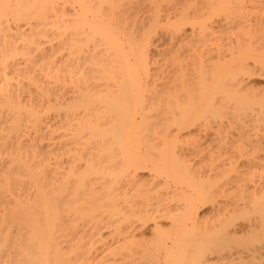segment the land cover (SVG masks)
Here are the masks:
<instances>
[{"label": "bare ground", "instance_id": "obj_1", "mask_svg": "<svg viewBox=\"0 0 264 264\" xmlns=\"http://www.w3.org/2000/svg\"><path fill=\"white\" fill-rule=\"evenodd\" d=\"M260 76L264 0H0V264H264Z\"/></svg>", "mask_w": 264, "mask_h": 264}, {"label": "rangeland", "instance_id": "obj_2", "mask_svg": "<svg viewBox=\"0 0 264 264\" xmlns=\"http://www.w3.org/2000/svg\"><path fill=\"white\" fill-rule=\"evenodd\" d=\"M263 77H255V83H256V86L257 87H263L264 86V78L262 79ZM258 83V84H257ZM261 85V86H260Z\"/></svg>", "mask_w": 264, "mask_h": 264}]
</instances>
